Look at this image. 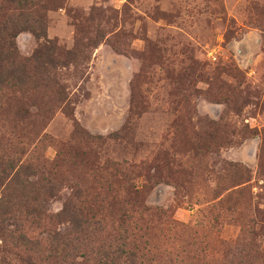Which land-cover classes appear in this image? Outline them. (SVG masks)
<instances>
[{
    "label": "rangeland",
    "instance_id": "rangeland-1",
    "mask_svg": "<svg viewBox=\"0 0 264 264\" xmlns=\"http://www.w3.org/2000/svg\"><path fill=\"white\" fill-rule=\"evenodd\" d=\"M28 1L0 0V21L44 29L15 51L46 46L57 85L4 117L1 145L60 180L48 213L74 202L102 225L61 264L110 263L119 238L139 264H264V0ZM47 248L0 239V264Z\"/></svg>",
    "mask_w": 264,
    "mask_h": 264
},
{
    "label": "trees",
    "instance_id": "trees-1",
    "mask_svg": "<svg viewBox=\"0 0 264 264\" xmlns=\"http://www.w3.org/2000/svg\"><path fill=\"white\" fill-rule=\"evenodd\" d=\"M22 2L27 4L29 1ZM37 29L29 22L28 14L19 19L8 16L0 21V123L4 122V117H11L12 120L28 117L29 112L24 108L27 100H35L39 90L57 85L51 69L58 60L50 54H47L46 60L38 55L46 46L23 60H19L16 54V35L22 30H29L34 36L44 35V29ZM55 96L60 100L64 97L58 89L55 90ZM1 144L0 140V239L38 255L42 253L41 247L45 243L50 253L45 264L67 263L68 258L83 243L81 235L101 231V221L86 217L84 207L69 201L58 212L48 213L44 205L56 196V186L60 180L55 176H44L42 170L38 174L32 163L14 158L9 155L10 152L6 155L7 151ZM80 196L79 190L73 194L75 199ZM53 221L67 223L69 227L64 231L48 229L46 237L41 234L33 236L35 229L44 228ZM124 245V239L119 238L113 246L103 247V257L110 261L103 264H139L136 253L124 250ZM29 259V264H35L33 256Z\"/></svg>",
    "mask_w": 264,
    "mask_h": 264
}]
</instances>
